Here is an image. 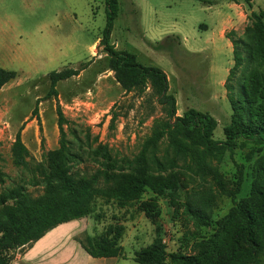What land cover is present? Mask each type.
<instances>
[{"label": "rangeland", "instance_id": "1", "mask_svg": "<svg viewBox=\"0 0 264 264\" xmlns=\"http://www.w3.org/2000/svg\"><path fill=\"white\" fill-rule=\"evenodd\" d=\"M119 3L111 43L136 54L143 65L165 71L176 116L190 108L210 113L218 121L215 139L224 140L233 114L230 97H239L252 71L264 76V53L256 52L253 61L235 60V49L244 55L236 42L247 38L253 12L264 14V0ZM106 10L105 0H0V66L16 71L0 90V196L22 189L35 199L51 197L59 183L55 169L62 165L99 189L93 211L68 221L81 230L76 238L119 231L126 264H140L133 258L160 238L165 264H174L171 253H197L231 208L252 198L264 147L249 143L205 162L190 148L179 151L165 125L173 121L168 106L156 102L151 88L142 96L127 91L111 68L101 43ZM65 68L82 70L61 80L57 95L48 96L49 73ZM19 132L27 149L23 164L14 154ZM135 179L175 188L157 192L148 185L123 199L109 194ZM17 204L14 199L0 204V215ZM188 208H198L204 217ZM237 230L220 235L215 264L253 257L255 248L240 230L235 235ZM19 251L10 248L5 255L15 258Z\"/></svg>", "mask_w": 264, "mask_h": 264}, {"label": "trees", "instance_id": "2", "mask_svg": "<svg viewBox=\"0 0 264 264\" xmlns=\"http://www.w3.org/2000/svg\"><path fill=\"white\" fill-rule=\"evenodd\" d=\"M107 4V23L103 30L101 43L111 56V68L116 72L118 81L127 91L146 94L148 88L156 102L168 106V115L173 121L166 122L168 135L172 144L179 150L190 148L201 161L218 159L227 152L233 153L236 148L253 143L264 147V76L257 70L251 72L248 86H243L238 98L230 97L233 114L231 122L225 127V139L217 140L214 137L218 121L210 113L190 108L182 116H176V98L169 93V80L165 71L157 66L143 65L136 54L118 50L110 41L115 20L120 11L119 0H105ZM254 25L248 28L247 38L236 42L244 49H235V60L240 63L244 58L253 61L256 52L264 53V14L253 12ZM84 68V67H83ZM82 69L65 68L53 70L49 73L51 86L48 96L57 95V84L74 75ZM15 70L0 66V90L14 79ZM26 147L21 133L17 134L14 145L15 160L19 164L25 161ZM54 177L58 180L55 195L39 199L32 198L22 189H14L0 196V204L14 199L18 204L5 214L0 215V264H10L14 257H7L5 252L10 248H20L39 240L48 231L56 226L73 219L81 218L93 211L95 197L99 194L90 181L81 180L69 175L62 165L56 167ZM4 173L0 169V181ZM243 176L239 178L236 194L240 190ZM152 185L157 192L166 188L174 189V183L164 184L161 181H147L135 179L131 184L109 191L116 198H134ZM252 198L241 200L231 208L224 217L222 225L210 238L208 244L197 253H171L174 264H215L221 255L222 242L220 235L230 232L238 226L240 234L252 248H255L253 257L242 259L240 264L254 262L260 264L264 256V161H258L256 178L252 187ZM197 218L204 214L197 208H188ZM6 218V221L3 220ZM236 231L235 235L239 232ZM119 231H111L104 237L87 236L81 240L84 248L94 257L121 256L124 248L118 243ZM160 238L148 248L139 252L133 259L140 264H165L167 253Z\"/></svg>", "mask_w": 264, "mask_h": 264}, {"label": "crops", "instance_id": "3", "mask_svg": "<svg viewBox=\"0 0 264 264\" xmlns=\"http://www.w3.org/2000/svg\"><path fill=\"white\" fill-rule=\"evenodd\" d=\"M80 231L74 222L62 223L39 240L20 247L10 264H126L121 256L89 254L82 241L76 238Z\"/></svg>", "mask_w": 264, "mask_h": 264}]
</instances>
